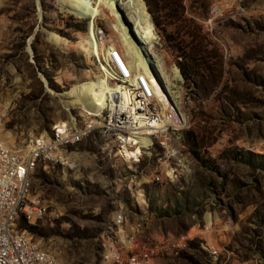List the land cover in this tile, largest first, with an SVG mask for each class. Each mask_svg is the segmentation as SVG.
I'll return each mask as SVG.
<instances>
[{"label": "rangeland", "instance_id": "rangeland-1", "mask_svg": "<svg viewBox=\"0 0 264 264\" xmlns=\"http://www.w3.org/2000/svg\"><path fill=\"white\" fill-rule=\"evenodd\" d=\"M180 6L163 9L159 26L150 13L155 53L144 55L141 43L178 124L127 160L105 129L109 101L89 113L66 108L65 90L100 74L82 47L88 17L61 0H0V142L18 150L60 123L95 127L60 149L72 168L46 161L31 174L29 197L45 212L20 226L56 264H107L115 252L147 249L152 264H264V0ZM95 31L104 63L129 83L125 57L124 71L108 57V40L124 55L110 17L97 18ZM51 33L69 39V50Z\"/></svg>", "mask_w": 264, "mask_h": 264}, {"label": "bare ground", "instance_id": "bare-ground-1", "mask_svg": "<svg viewBox=\"0 0 264 264\" xmlns=\"http://www.w3.org/2000/svg\"><path fill=\"white\" fill-rule=\"evenodd\" d=\"M61 1L67 4L69 8L73 12H75L79 17H88V30L84 35L82 47L88 52H90V54L99 62L96 68L100 73L96 79L88 78L85 80H81L77 83L72 84L68 89L65 90L63 95L70 98L67 101L66 108L69 110L72 107L79 106L80 108L84 109L87 113L91 111L95 112L103 108L105 101L110 102L109 92L119 93L120 101L118 103L119 110L116 114L117 122L115 121L114 117L110 116L109 114L105 129L106 132L115 131L117 133L115 138L120 143L118 150L121 157L127 160L134 159L137 154L142 152L141 146H138V144L140 143L141 145L145 146L149 145L151 142V138H149V136L153 134H150L151 129L143 127V125L145 127L147 125L146 115H142V113H137L136 105H130L131 94L130 90L126 88V86H130V82L128 83V80L122 79L119 71L104 63L103 40L96 33L95 27L97 17L105 15L110 17V27L114 30V32H117L116 36L120 40L121 45L123 47L124 57L126 59L127 64V72L131 75V83L133 85H137V80L139 78L138 75L144 73L147 79L148 87L150 89L148 93L149 105L152 104V98H154L158 99V101L160 102V106H163L162 109L164 110V118H158L156 113V119L163 120L162 123L160 122L161 125L159 124L158 126H163L164 124L171 123V119L166 114V110L168 109L171 102H168L167 97L156 84V76H154L153 74V64L144 58L142 52L143 48L141 46V43L142 45L144 44V50L146 51V54L144 53V55L149 56V54L155 53L154 40L156 39V35L154 31L153 22L151 20V15L147 10L146 4L144 0ZM131 27H133L137 32L136 34L134 33V38L131 36L130 33ZM50 40L55 45L66 50H69V48L72 46V43L69 39L55 33L50 34ZM105 45H110V47H114L117 49L113 40L105 41ZM174 70L176 73V77H180L178 70L176 68ZM107 79H110L114 83L111 84ZM115 103L117 104V102ZM109 108L110 103L108 104V110ZM150 111L155 112L153 110ZM175 115L176 113L174 111V118ZM133 116H135V119L133 118ZM135 122L139 124H135ZM1 126L2 123H0V129ZM121 128L131 129V132L128 135V139L135 145L134 152L136 154L127 153L126 143L123 142L124 134L121 133ZM89 131L90 130L86 127L81 130L80 128H72L65 123H60L52 129L51 133L48 134V136L44 137L42 135L40 137L31 138L29 142H36L42 147H49L52 146L54 143L58 142L59 135H77L70 141L59 142L58 147H55L56 156L52 154H40V158H38L37 161V150H30L28 155H23L24 147L18 150H12L7 147V155L20 156V172L24 175L23 179L19 181V184L15 185L14 187V196L18 197V201H26V195L29 197L31 174L34 168H36L42 162L60 161L57 159V156L63 157V154L60 149L65 148L69 145L79 143ZM0 145L5 146L1 142ZM67 162L68 163L66 164L69 168H72L71 165L74 166L76 164L74 158H68ZM138 196L141 200H143V195L141 193H139ZM35 210L40 212V217L45 212V208L43 206L35 205ZM29 219L30 217H22L21 210L7 212L6 223H10V226L9 224H2L1 232L10 233V235L15 238V247H22V238H25V243L27 245L34 247V249H38L39 254L43 255L45 259L51 261V263L49 264H56L55 256L43 249L32 238V236L20 226V221H24L27 223ZM125 243L126 241H121L122 245H124ZM113 256H116V259H114ZM136 256H138L137 252L129 251V253H125L118 251L112 254V256H110V259H108L107 264H133V260L127 259L129 257ZM147 264H152V261L147 259Z\"/></svg>", "mask_w": 264, "mask_h": 264}, {"label": "built area", "instance_id": "built-area-1", "mask_svg": "<svg viewBox=\"0 0 264 264\" xmlns=\"http://www.w3.org/2000/svg\"><path fill=\"white\" fill-rule=\"evenodd\" d=\"M97 18H100L97 17ZM101 36L104 35L102 32V28L99 25ZM123 54L117 48L110 47V53L108 54L109 58H115L117 61V65L123 68ZM130 79L131 75L127 74ZM137 85H133L130 81V86H126L128 90H130L131 94V104L137 106V113H142V115H146V127L144 128L151 129L150 134H158L160 135L162 130H169V128H174L175 124H178L174 118V109L172 103H170L168 109L166 110L167 116L171 119V123L164 124L163 126H158L160 122L163 120L156 119V112H151L149 109L148 103V93L149 87L147 83V79L144 73L138 75ZM111 84L110 79H107ZM110 94V108L109 113L110 116H113L116 121V114L119 110V101L120 94L117 92H109ZM117 102V104L115 103ZM135 119V116H133ZM117 122V121H116ZM0 123H2V119L0 116ZM135 124H139L136 123ZM161 125V124H160ZM88 129H95V127H88ZM128 131V134L125 135L123 131ZM130 128H121V133L124 134V141L126 143L127 153L136 154L134 152L135 145L133 142H130L128 139V135L131 132ZM77 136V135H76ZM76 136L69 135H59V140L57 143H54L49 147H42L36 142H28V144L24 147L23 155H28L30 150H37V158H40V154H52L55 155V147H58L59 142L61 141H70ZM138 155V154H137ZM19 157L20 156H10L7 155V146L0 145V264H49L50 260L45 259L43 255L39 254L38 249H34V247L27 245L25 243V238H22V247H15V238L10 235V233H2L1 225L9 224L6 223V213L14 212V210H21L22 217H30L33 215L40 217V212L35 210V205L32 204V197H28L26 195V201H18V197L14 196V187L19 184V181L23 179V174L20 172L19 167ZM57 159L60 160V163H68L64 160V157L57 156ZM34 164V163H31ZM121 215H118L114 220V225H120ZM133 241L131 237V231L128 229L127 237ZM217 254L215 249H211ZM153 253L150 250H146L145 252L140 253L136 257H129L127 260H133V264H147V254ZM116 259V256H113Z\"/></svg>", "mask_w": 264, "mask_h": 264}, {"label": "trees", "instance_id": "trees-1", "mask_svg": "<svg viewBox=\"0 0 264 264\" xmlns=\"http://www.w3.org/2000/svg\"><path fill=\"white\" fill-rule=\"evenodd\" d=\"M181 1L182 0H144V2L146 3L147 10L149 13L152 14V18L156 26H159L161 24V21L158 16L160 15L161 11L167 7H169V9L171 7L174 12H177L179 10L178 8L181 7ZM160 17H162V15ZM182 74L185 77L189 75L188 71L184 70H182ZM197 88L200 91H206L204 86L200 85L197 86Z\"/></svg>", "mask_w": 264, "mask_h": 264}, {"label": "water", "instance_id": "water-1", "mask_svg": "<svg viewBox=\"0 0 264 264\" xmlns=\"http://www.w3.org/2000/svg\"><path fill=\"white\" fill-rule=\"evenodd\" d=\"M150 14V13H149Z\"/></svg>", "mask_w": 264, "mask_h": 264}]
</instances>
